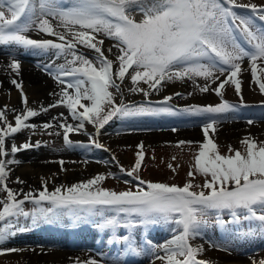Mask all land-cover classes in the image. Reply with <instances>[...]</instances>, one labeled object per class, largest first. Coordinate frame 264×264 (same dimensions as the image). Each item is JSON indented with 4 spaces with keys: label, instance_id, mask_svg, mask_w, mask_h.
Segmentation results:
<instances>
[{
    "label": "snow or ice",
    "instance_id": "obj_1",
    "mask_svg": "<svg viewBox=\"0 0 264 264\" xmlns=\"http://www.w3.org/2000/svg\"><path fill=\"white\" fill-rule=\"evenodd\" d=\"M236 8L251 9V15H241ZM133 12L141 15L139 21L132 18ZM257 19L261 23H257ZM53 20L57 21L55 25ZM57 27L65 31L57 32ZM33 31L56 40L32 39L27 33ZM237 34L243 38L247 48L238 41ZM101 35L115 42L112 46L117 49L115 60L109 59L102 50L104 39L98 38ZM68 36L72 39L69 40ZM77 45L93 50L94 58L78 52ZM0 47L22 49L36 56H51L53 61L64 60L55 69L52 63L42 66L43 71L64 87L57 94L60 100L41 110L47 112L49 108L62 104L78 123L53 125L49 122L40 127L48 135L56 136L61 132L47 130L54 127L62 129L63 144L68 149L104 148L92 137L90 145L70 139V133H79L85 122L92 124L99 134V130L114 117L202 118L206 142L200 144L195 169L205 177V181L202 186L195 187L209 190L207 194L204 190L192 191L194 185L191 181L180 187L147 182L134 175L144 160L141 142L137 145L134 166L131 170L121 166L120 171L138 180L139 185H146L147 190L137 186L136 191L117 192L96 187L106 179L104 175H97L86 182L66 188L57 187L51 192L45 182L38 194L30 191L24 194L23 199H18L20 193L6 184L10 172L8 165L21 163L14 158L15 155L32 147L39 148L42 142L37 141L33 145L29 141L19 147L15 144L16 134L24 129H36L37 126L28 121L39 113L28 107L22 82L12 79L24 107L19 112L11 110L14 125L7 119L8 106L0 110V191L6 193V198L0 199V256L22 251L3 247L16 235L29 230L28 226L21 225V218L30 219L31 226L35 227L42 222L53 223L65 214H71L74 221L82 216L100 217L95 227L106 230V244L118 249L111 264H130V261L138 262L145 256L162 260L165 264H210L198 258L204 251L203 247L192 243L204 237L209 217H213L216 225L226 233L229 232L228 226H232L224 241L207 240L210 248L231 253L236 239H264V146L258 145L254 139L245 138L241 141L244 153L233 150L229 145V152L234 151V155L225 156L219 153V146L209 137L210 130L215 133V126L225 122L226 114L237 111V105L223 99L221 89L225 85L230 83L234 86L241 106H244L242 81L238 74L245 58L250 61L253 82L264 94V82L257 76V61L264 62V7L239 5L236 0H0ZM112 48L107 50L108 53ZM9 55L11 62L6 67L18 75L20 63L11 56V52ZM260 71L264 73V68ZM126 76L134 86L129 91H141L145 97L149 92L138 87L141 81L150 89L159 91L165 81H194L196 77L211 83L219 80L217 87L211 90L221 98V102L176 109L168 103L173 97L167 96L157 102L159 106H129L123 99L117 104L110 89L122 97L121 84ZM221 76L224 79L221 80ZM197 87L204 93L210 90L211 85L205 83ZM247 123L251 125L255 121L249 119ZM7 140L12 141L10 152L6 150ZM192 143L179 141L177 146ZM9 155L12 159H5ZM59 163L64 170L65 162ZM169 168H172L171 164ZM188 176L194 178V173L190 170ZM208 176L211 180L207 179ZM15 182L24 183L19 177ZM26 201L34 205L31 211L25 210ZM221 214H227L231 219L225 221ZM161 225L174 233L163 244H156L146 236L137 239V229ZM241 227L245 229L242 234ZM121 229L126 230V234L121 233ZM99 255L100 261L76 258V264H108L105 254Z\"/></svg>",
    "mask_w": 264,
    "mask_h": 264
},
{
    "label": "rangeland",
    "instance_id": "obj_2",
    "mask_svg": "<svg viewBox=\"0 0 264 264\" xmlns=\"http://www.w3.org/2000/svg\"><path fill=\"white\" fill-rule=\"evenodd\" d=\"M236 3H238L239 5L254 4L258 8L264 7V0H236ZM235 10L241 15L251 14V9L236 8ZM52 22L54 25L56 24L54 21ZM256 22L261 23L258 19ZM55 31L64 32L65 30L62 27H57ZM27 35L29 37H35V39H38L40 37V39L47 38V39L56 40L55 37H47L44 36V34H38L37 32L34 31L27 33ZM67 38L69 40L72 39L71 36H68ZM98 38L104 39L102 50L105 53H107L106 51L107 45L110 44V48H112L113 44L115 43L113 40L108 39L107 37H103L102 35L99 36ZM112 50H116L117 52L116 48H112ZM77 51L84 53L90 59L94 58L95 56L93 50L85 49L81 45H77ZM0 57H3L1 53H0ZM47 57L48 58H46L45 61L40 63L38 67L36 66L35 67L43 74L47 75L54 83H56V87H60V89L55 94L57 95L58 93L61 92V89L64 87V85L57 83L56 80L52 78V76L48 75L45 71H43L42 66L45 64L52 63L53 69H55L56 63L63 64L64 60L61 58L53 61L51 56H47ZM261 63L263 62L257 61V76H259L261 81L264 82V73L260 71L261 68H264V64L261 65ZM5 68L6 67L3 66L0 70L3 71ZM241 68L242 71L241 73L238 74V78L242 81L241 95L243 96V102L247 101L248 97L253 96L252 98H254L257 102L252 104L260 105L262 107L261 109L263 110L262 112H264V94L260 93L258 85L256 84L253 86L251 84L254 88L250 92L247 90V87L249 86V82L252 83L251 79H253L251 74L250 61L247 58H245L244 61L242 62ZM131 71L132 70L130 69L129 72ZM3 77L4 75H2V73L0 72V79L4 80L3 81L4 86L2 87V85H0V100L1 99L4 100V102H0V110L4 109L5 105L8 106L7 119L14 125L15 124L14 113H12L11 110L16 109L17 112H19L23 109L24 106L21 102L20 92L11 83V79H5ZM220 79L222 80L224 79V77L221 76ZM16 80L19 81L18 79ZM219 82H220L219 80H217L216 83H211V81L206 82L203 78L200 77L194 78V81L187 79H185L184 81H180V80H175L173 82L165 81L160 86L159 91H154L150 89L147 84H144L141 81L138 87H141L149 92V96L145 97L143 92L141 91H129V89L133 88L134 86L132 85L131 80L128 78V76H126L125 81L123 82V84H121V88L123 89L122 97L120 96V94L116 93L114 89H110V91H113L117 104H119L121 99H123L125 105L146 106V104L136 103V100L138 98L142 100L150 98L151 101L155 104V106H159L157 102L164 100V98L167 96H172L173 99L169 101L170 103L172 104L174 103V105L178 107L185 108L190 105L207 106L210 104L212 105L219 104L220 101L214 102L205 98V97H213V96H215L216 99L219 98L215 94V92L211 90V89H215L219 84ZM117 83H119V81H117ZM205 83H209L211 85V88L208 92L201 93L197 85L203 86L205 85ZM175 85L185 87L183 92H177L180 93L181 95H176L177 93H174L173 95L167 94L172 89L171 87ZM22 88H23V92L26 94L28 99V107L36 110L39 114L36 117L30 118V120L28 121V123L36 125L37 126L36 129L34 130L24 129L20 133L16 134L15 144L19 147L21 144L29 141L33 145H35L37 141H41L42 143L39 148L32 147L27 150L19 151L14 158L16 160L21 161V163L8 165V169H10V172L6 180V184L7 187L12 189L14 192L20 193L17 197L18 199H23L24 194L30 191L34 195L38 194L39 192L37 191L39 190L41 191L43 189V184L45 182L47 184V188L50 189L48 191L51 192V189H53L54 191L55 188L57 187L63 186L66 188L73 184L86 182L97 175H104L106 179L103 182L99 183L96 187L109 189L117 192L126 191V190L136 191L137 186L145 187L146 189V185H139L138 180H133L131 177H128L125 172L120 171L121 166L125 170H131V168L134 166L136 161V153L138 151L137 145L140 144L141 142H143V146H144L142 149L144 153V160L142 162L141 169L138 171V173H135L134 175H138L140 179L147 182L165 183L168 185H178L180 187H183L186 183L191 181V183L194 185L192 191L199 192L201 190H204L206 194L209 191L207 189H202V187H195V185L202 186L205 181V177L200 173H198L195 169V158L198 152L200 151V144L206 142L205 136H202L201 134V137H199V139L188 140L193 142L191 145L184 144L180 146H177L178 142L183 140L176 139V137L172 139L156 141V142H147L143 138H140L142 137L141 135L143 134L155 135L159 133H168L171 132L173 128H175L176 131L191 130V129H195L199 131L202 129V125L204 123V120L202 118L200 117L194 118L187 116L191 121L180 122L184 124L174 123L171 125H163V124L151 125L150 123L149 124L146 123V125L139 126L140 124L127 125L128 123L121 122V118L120 121L115 122V117H114L107 125H105L103 129L99 130V134H97V129L92 124L85 122L84 128L79 133H70V139L73 141L81 142L85 145H90V137H92L95 139L96 142L103 145L104 148H96L94 146H90L88 148L68 149L63 144L62 129L54 127L52 129L47 130L51 132L59 131L61 132L60 136L48 135L46 131H44L39 125H37V123L43 122L45 124L50 122L53 125H56L60 122H66L76 125L78 121H75L71 118L68 109L64 107L62 104L57 107L50 108L47 112H43L41 110L42 109L41 104L36 107L31 105L29 94L26 91L23 83H22ZM221 91L223 92L224 100L235 103L241 102L240 98L237 96L235 92L234 86L231 85L230 83L225 85V88L221 89ZM14 94L17 95L19 101L21 102L19 107L13 106ZM57 96L58 98H55L48 105H51L56 101L60 100V96L59 95ZM199 97L200 98L202 97L203 100L205 99L209 100L210 102H208V104L203 103V101L200 100ZM198 101H200V103ZM83 103H89V102L83 101ZM182 103H186L187 105ZM78 111H82V109H78ZM61 114H63V117H61ZM260 114L261 113H256V114L247 113L242 117L224 119V121L228 123H233V122L243 123L241 125L249 127L250 124L247 123L249 119H252L254 121L260 120V123H264V115H260ZM54 117L57 119L54 120L53 119ZM222 124L223 122L215 126L216 128L215 133H213L211 130L209 132V137L213 139V141L219 146L218 150L221 155H225V156L234 155V151L229 152V145L233 150H239L242 153H244L245 147L242 145L241 141L244 140L245 138L254 139L258 145L264 146V135L255 136L250 133L249 134L236 133V136L233 140L222 141L221 139L218 138L220 132L219 130L221 128L220 129L217 128ZM11 146H12V141L7 140L6 150L10 152ZM105 149H107V151ZM173 157H175V159H173ZM5 159H12V157L11 155H9L8 157H5ZM60 161L65 162L63 164L64 170H62V166L59 163ZM35 163L50 168L45 169L41 173H38L34 176H30L31 179L35 177V182L32 185L29 184L27 180L19 174V170L23 169L25 165L31 166V165H35ZM169 164L172 165V168H169ZM190 170L194 173V178L188 176V172ZM71 175L73 176L75 175L78 177L73 182L70 181L68 183L63 182V178L70 177ZM17 177H19L20 180L24 181V183L22 184L16 183L15 181ZM207 179L211 180V177L208 176ZM37 182L39 184H37ZM5 198H6V193L0 191V199H5ZM27 202L28 201H26L25 203ZM24 207L25 210L28 211L26 205H24ZM225 221H227V219ZM20 223L22 226H28L29 230L32 227L31 223L29 224V222H26L24 219L21 220ZM56 224L58 226H63L58 221H55L53 225L56 226ZM151 228L159 229V232L162 234L161 236H158V238H155L156 236L152 238L150 237L148 238V236H146V238L152 240L156 244H163L165 241L171 239L174 234L169 230V227L167 226L161 225ZM149 229H147L148 232ZM216 229H218V227L214 224V221L210 220L209 217V223L204 230V237L197 238L194 241L199 243V246L208 245V243L206 242L207 240L221 242L217 238L216 233L214 232V230ZM120 232L124 233V230L121 229ZM20 235L21 233L16 235L15 238L11 239L9 242L4 244L3 247L22 249V251L0 256V264H49L46 263L47 262L46 260L42 259L39 261L35 259L37 258L41 259L44 256H49L53 251H64V252L76 254L77 255L76 257L70 259L71 263H67V264H76V258H79V260L81 261H86L90 258H94L100 261L101 257L99 253H104L103 251H99L97 249L90 250L89 248L84 246L73 247L72 244H67L66 247L45 245L43 243L36 242L31 239L20 238L19 237ZM146 235H148V233H146ZM136 236L137 239H139L140 235H138V233H136ZM154 239L157 240L154 241ZM257 250L259 249H254V248L246 249L243 247H239V251L233 249L231 251V254H234L239 257L240 256L251 257L252 255L255 254ZM160 255H163V252H161ZM198 258L205 260L204 255H200ZM105 259L108 261V264H111L112 259L106 256ZM139 259H140L139 263H132V264H165L164 261L159 259H154L150 256L141 257ZM250 259H246V263H248ZM207 260L211 261L209 259ZM260 261H264V258ZM213 264H218V263L213 262Z\"/></svg>",
    "mask_w": 264,
    "mask_h": 264
},
{
    "label": "bare ground",
    "instance_id": "obj_3",
    "mask_svg": "<svg viewBox=\"0 0 264 264\" xmlns=\"http://www.w3.org/2000/svg\"><path fill=\"white\" fill-rule=\"evenodd\" d=\"M238 4V3H237ZM132 18L139 21L141 19V15L138 13L133 12L132 14ZM55 23H57V21L53 20ZM32 39H35V37H30ZM40 39V37L38 38ZM47 39V38H45ZM110 48V44L107 45L106 47V51ZM11 52V56L15 57L16 60L19 61L20 63V70H19V74L17 75L15 72H12L10 68L6 67L7 65L10 64L11 60H10V55L9 53ZM0 53L3 55V57H0V69L5 66L6 68L0 72L2 73V75H4L3 78L5 79H18V82H21L24 84V87L26 89V91L29 94V98H30V104L33 106H39L41 104V106L43 108H48V104L53 101L55 98H58L56 94V92L60 89V87H56V83H54L47 75L43 74L41 71H39L36 67L39 66L40 63H42L43 61L46 60V56H36V55H32V54H27L25 53L22 49L21 50H11L9 48L4 49L3 47L0 48ZM106 56H108L109 59L115 60L116 58V50H112L111 53H105ZM264 64L261 63V65ZM56 65H59L58 63H56ZM36 66V67H35ZM259 75V74H258ZM259 77V76H258ZM4 80L0 79V85H2V87L4 86L3 83ZM8 81V80H6ZM252 83L249 82V86L247 87V90L250 92L254 87V85H256L253 82V79H251ZM43 84H42V83ZM253 86H252V85ZM172 89L167 93L169 95H173L174 93L177 92H183V90L185 89V87H181L178 85H175L173 87H171ZM70 91V90H69ZM52 93V94H51ZM253 96L248 97L247 101H244V103H256L257 101L252 98ZM207 99H209L210 101H214V102H219L220 99H216L215 96L213 97H205ZM200 100L203 101V103L208 104V102H210L209 100H203V98L199 97ZM136 100V99H135ZM144 100H151L150 98L144 99ZM140 98H138L136 100V103L139 104H145V103H141V101H144ZM0 102H4V100H0ZM13 106L15 107H19L20 106V101L17 97V95L14 94L13 96ZM200 103V101H198ZM190 103V102H189ZM188 103V104H189ZM178 104V103H177ZM187 105L186 103H182ZM212 105V104H210ZM214 105V104H213ZM176 107V105H174ZM252 106L251 108H254L253 111L254 112H258L261 113L260 115H264V112H262V109L259 110H255L259 107H255L254 104L250 105ZM50 109V108H49ZM176 109H183V108H176ZM244 109H249V108H243ZM256 112V113H257ZM234 114V113H232ZM183 116H161V117H139V118H124L121 119V122H125L128 123L127 125H132V124H140L139 126H143L152 123L154 125H171L174 123H178V124H184V123H180V121H185L183 120ZM223 119H232L231 114H226L225 117ZM120 121V118L115 117V122ZM195 121V120H193ZM172 122V123H169ZM197 122V121H195ZM44 123H37V125L41 126ZM151 124V125H152ZM243 123H238V122H233V123H228V122H223V124L221 126H218L217 128H221L219 131V135L218 138L221 139L222 141H230L233 140L236 136V133H245V134H252L255 136L258 135H264V123H260V120H256L254 124L250 125L249 127L243 126L241 125ZM122 125V124H120ZM231 126V127H230ZM238 131V132H236ZM204 136V133L201 130L197 131L195 129H191V130H178V131H171L168 133H159V134H155V135H150V134H143L141 135L144 140H146L147 142H156V141H162V140H167V139H172L174 137H176V139L179 140H183V141H188V140H192V139H199V137ZM50 167L44 166V165H40L38 163H35V165H25V167L23 169L19 170V174L21 176H23L27 182L29 184H32L35 182V177H33L32 179L30 178V176H34L38 173H41L43 170L48 169ZM78 176H73L71 175L70 177L67 178H63V182L68 183L73 182L77 179ZM37 184H39L37 182ZM66 186V185H65ZM43 190V189H42ZM41 190V191H42ZM48 190H50L48 188ZM40 191V190H39ZM37 191V192H39ZM51 191H53V189H51ZM36 192V193H37ZM45 207H47L48 205L45 204ZM69 217L72 221H74L73 217L71 214H65L63 218H59L57 221H62L65 223V218ZM51 224H54L51 223ZM74 226L78 228L77 233H74V236L69 235L70 233L67 231V227L66 226H54V229L49 225V223H40L35 227H31L30 230L21 233V235L19 236L20 238H26V239H31L33 241L36 242H40L43 243L45 245H51V246H64L66 247L67 244H69L71 242V244L73 245V247H80V246H84L89 248L90 250L92 249H101L103 248L104 250H108L107 251V255L112 258V256H115L116 252L118 251V249L115 248H110L107 244H106V240L108 237V232L106 230H99L95 227V222H93L90 219H82L81 221H74ZM214 232L217 235V231L214 230ZM136 233L139 234H144V235H140L141 236H148L150 238L155 237L158 238V236H161L162 234L159 232V229H149L148 235H146V233H144V229H137ZM96 235V239L94 236L92 235ZM228 234L226 233H222V237L218 238L219 240H225L226 238H228ZM98 237V238H97ZM139 237V238H140ZM106 240H105V239ZM235 239V238H233ZM242 239V238H241ZM241 239H236L235 240V245H241L243 244H251L250 246L254 245V249H258L261 245H264V239H259V238H255V239H243V241H241ZM99 241L100 244L97 245V242L95 241ZM157 239H154V241H156ZM192 243L194 245H199V243H197L196 241H192ZM207 246V247H206ZM206 246H202L204 251L201 253V255L205 256V261L207 259L211 260L209 261L210 264L214 263H218V264H259L260 260H262L264 258V249L263 250H257L255 252L254 255H252L251 257H244V256H236L234 254L228 253V252H223L220 250H216L213 248H210L208 245ZM246 246V245H244ZM30 251V250H27ZM34 251V250H32ZM27 255V254H26ZM77 255L74 253H68V252H64V251H53L51 252V254L49 256H44L41 259H35V260H46V263L49 264H67V263H71L70 259H73L74 257H76ZM251 258V259H250ZM246 259H250L248 263H246ZM81 261V260H80ZM208 261V260H207ZM73 262V261H72ZM258 262V263H257Z\"/></svg>",
    "mask_w": 264,
    "mask_h": 264
}]
</instances>
